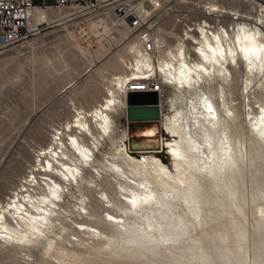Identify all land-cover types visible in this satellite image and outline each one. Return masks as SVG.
<instances>
[{
    "label": "bare ground",
    "instance_id": "1",
    "mask_svg": "<svg viewBox=\"0 0 264 264\" xmlns=\"http://www.w3.org/2000/svg\"><path fill=\"white\" fill-rule=\"evenodd\" d=\"M35 12L29 33L38 35L47 27L33 25L34 22L49 23L46 20L52 11ZM69 15L66 12L55 23H68ZM107 18L92 24L102 25ZM253 18L262 26L243 22L237 31L230 33L225 29L213 37L201 29L200 51L208 56V61L200 53L192 58L187 43L180 39L179 47L167 51L164 60L155 63L147 56L137 59L133 73L119 82L129 93L130 86L155 74L162 81L163 90L166 85L172 88L170 97L159 107L163 133L173 140L162 137L160 145L172 156L175 171L156 155L160 148H150L157 151L140 160L122 149L128 133L124 130L115 136L116 128L108 111L116 100L110 90L106 104L89 113L80 112L67 132L82 128L90 134L87 115L95 116L102 130L100 137L112 142L111 157L107 154L105 160H98L95 149L99 146H86L69 134L77 157L72 162L65 152L69 147L59 138L58 147L45 153L43 172L49 177V192L37 203H24L26 198L23 203L22 199L9 203L8 213L19 219L17 226L21 230L8 224L4 209L0 212V237L22 243L44 240L53 250L54 240L71 232L74 242L87 243L89 250L68 255L70 251L63 248L64 254L54 247L59 253L57 260L64 264H264V99L258 97L260 91L264 92V19ZM153 19L150 22L155 29ZM229 35L234 38L227 42ZM250 35L255 36L254 42L245 39ZM157 42L160 46L158 38ZM253 47L261 49L258 55L249 51ZM238 55L246 64L241 87L242 93H248L242 107L245 111L237 107L229 92L234 79L227 60L235 62ZM252 99L256 107L252 106ZM121 104L126 107V103ZM208 104L212 112L207 110ZM167 106L166 113L163 109ZM143 138H155V129ZM60 146L65 151L59 152ZM62 157L70 161L64 163ZM89 169L92 173L87 174ZM106 176L114 182L111 194L102 183ZM53 192L59 199L53 198ZM88 192L99 197L95 198L96 203L103 200L113 211H96ZM69 218L77 230L67 225Z\"/></svg>",
    "mask_w": 264,
    "mask_h": 264
},
{
    "label": "rangeland",
    "instance_id": "2",
    "mask_svg": "<svg viewBox=\"0 0 264 264\" xmlns=\"http://www.w3.org/2000/svg\"><path fill=\"white\" fill-rule=\"evenodd\" d=\"M156 1L147 0L149 4L145 9L148 15L153 13L151 18H154V23L157 25L155 32L161 46L159 49L161 57L158 61H161L165 59L167 51L170 49L175 51L179 47L180 39H184L181 33L184 22L182 15L178 12L181 10L179 0ZM66 12L68 11L50 12L46 20L49 22L47 24L36 20L33 25H44L43 27L47 28L43 29L41 34L36 35L32 44H23L24 46L0 52V212L8 209L5 211L8 224L16 226L18 230H21L17 226L19 219L13 218L12 214L8 213L11 207L9 203L25 198L26 201L23 200L22 203L28 204V200L31 203H37L36 201L49 192L46 186L49 177L43 172V164L47 162L46 154H49L52 148L58 147L59 138L69 147V151L68 149L65 151L64 146H60L58 151L67 152L72 162L77 161V157L74 156L69 134L75 136L79 143L86 146L94 149L99 146L100 150L95 149V156L98 160L111 157L109 154L112 151V142L100 137L102 130L95 116L92 118L87 115L88 127L91 128L90 134L88 130L85 131L82 128H74V131L67 132L70 129L67 127L78 119L76 116H79L80 112L89 113L95 107L106 104L107 97L111 95L110 90L114 92L116 104L112 105L108 112L116 128L115 136L119 137L124 130H127V138L125 137L123 139L125 142L121 143L122 149H125L127 154L140 160L143 159V155L157 151H130V144L142 139L153 128L155 138L161 141L162 137L167 141L173 140V137L163 133L160 120L153 123H129L127 120L126 95L128 93L119 82L123 76L133 73L135 70L133 66L136 65L137 59L144 55L136 52V42L130 39L125 27L121 24L117 26L108 18L102 25L91 23L70 26L66 22L55 23L61 16H66ZM106 25L109 26L108 29L105 28ZM234 36L229 35L227 42L233 41ZM182 42L185 47L184 40ZM198 60L199 55L196 61ZM227 61L234 79L230 82L229 92L231 91V97L236 100L237 107L245 111L242 107H244L248 93H242L241 87L246 64L241 55H238L235 62L231 59ZM171 93L172 88L166 85L160 95V106L166 98L170 97ZM258 97L261 100L264 99L262 98L264 92L260 91ZM253 100L252 106L256 107ZM120 101L126 103V107ZM167 108L168 106L163 109L166 113ZM158 151L160 152L156 155L163 164L175 171L174 160L167 149ZM62 159L64 163L70 161L63 157ZM55 164L61 167L56 162ZM110 172L113 173V171ZM90 173L92 172L89 169L87 174ZM106 177L102 183L103 186L106 185L105 187L111 194L114 191V186L112 187L114 182ZM89 196L96 211L98 209L101 212L113 211L112 207L103 204V200L99 199L101 203H96L94 200L98 197L97 195L93 197L90 193ZM61 204L65 205L63 202ZM28 207L33 211L31 205ZM72 216L75 217V215ZM69 219L67 225L70 224V229L77 230L75 229L77 226L71 224L72 219ZM77 219L76 216L74 220ZM79 221L82 220L79 219ZM70 233H64L62 235L64 239L57 238L58 242L54 240L53 246L58 247L60 253H63L64 249L70 251L67 253L65 250L68 255L82 254L89 250L87 243L83 245L75 243L76 239L70 236ZM61 245L62 248L59 249ZM49 247L44 240L35 243L28 241L24 243L23 241L22 243L12 240L5 241L0 237V264H64L59 263L56 258L59 254L57 249L53 247V251Z\"/></svg>",
    "mask_w": 264,
    "mask_h": 264
},
{
    "label": "built area",
    "instance_id": "3",
    "mask_svg": "<svg viewBox=\"0 0 264 264\" xmlns=\"http://www.w3.org/2000/svg\"><path fill=\"white\" fill-rule=\"evenodd\" d=\"M178 11L183 17L181 30L187 43V51L195 58L201 49L205 35H219L223 30L230 33L237 31L239 23L252 24L256 18L264 19V0H179ZM147 0H0V52L20 47L21 43L30 45L36 37L29 33V26L34 20L35 11H68V24L89 25L108 16L110 22L122 25L130 39L136 42V52L151 57L152 62L160 58L156 32L147 14ZM177 12V13H178ZM116 26V25H115ZM197 34H199L197 36ZM196 36L195 38H192ZM22 45V46H24ZM130 86L129 93H163V84L155 74L147 80L137 81Z\"/></svg>",
    "mask_w": 264,
    "mask_h": 264
},
{
    "label": "water",
    "instance_id": "4",
    "mask_svg": "<svg viewBox=\"0 0 264 264\" xmlns=\"http://www.w3.org/2000/svg\"><path fill=\"white\" fill-rule=\"evenodd\" d=\"M127 120L129 123L158 122L161 119L160 96L156 92H133L126 95ZM158 138H142L130 144V151L162 149ZM155 142L154 144H151ZM150 144V145H149ZM155 145V146H153Z\"/></svg>",
    "mask_w": 264,
    "mask_h": 264
},
{
    "label": "snow or ice",
    "instance_id": "5",
    "mask_svg": "<svg viewBox=\"0 0 264 264\" xmlns=\"http://www.w3.org/2000/svg\"><path fill=\"white\" fill-rule=\"evenodd\" d=\"M217 39H218V38H217ZM245 39H246V40L251 39V40L254 42V41H255V36H251V35H250V36H246ZM257 49H258V48H257ZM197 51H200V50L198 49ZM209 51H212V52L215 54V50L209 48ZM255 51H256V50H253V51L251 52V54L255 55ZM200 55L204 57L205 61H208V56H207L203 51H200ZM222 58H223V57L221 56V59H222ZM246 58H247V56H246ZM200 70H201V71H206V70L203 69V68H201ZM207 110H208L209 112H212V111H213V109L211 108V105H210V104H208V106H207ZM84 158L87 159L88 157L85 156ZM52 195H53V198H55V199H59V197L56 195V192H53ZM5 211H8V209H5Z\"/></svg>",
    "mask_w": 264,
    "mask_h": 264
},
{
    "label": "clouds",
    "instance_id": "6",
    "mask_svg": "<svg viewBox=\"0 0 264 264\" xmlns=\"http://www.w3.org/2000/svg\"><path fill=\"white\" fill-rule=\"evenodd\" d=\"M253 50H256V51H255V55H258V54H259V52L261 51V49H260V48H258V49H257L256 47H253V48H252V49H250L249 51H250V52H252Z\"/></svg>",
    "mask_w": 264,
    "mask_h": 264
}]
</instances>
